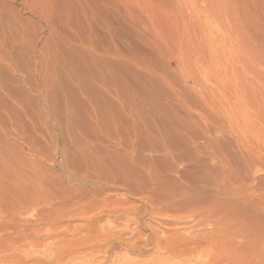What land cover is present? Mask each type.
I'll return each mask as SVG.
<instances>
[{"label": "rangeland", "instance_id": "374dc122", "mask_svg": "<svg viewBox=\"0 0 264 264\" xmlns=\"http://www.w3.org/2000/svg\"><path fill=\"white\" fill-rule=\"evenodd\" d=\"M0 26L16 264H264V0H0Z\"/></svg>", "mask_w": 264, "mask_h": 264}, {"label": "bare ground", "instance_id": "6f19581e", "mask_svg": "<svg viewBox=\"0 0 264 264\" xmlns=\"http://www.w3.org/2000/svg\"><path fill=\"white\" fill-rule=\"evenodd\" d=\"M88 43H91V42H89V40H88ZM91 48H92V45L89 49H91ZM96 48L97 47H95L94 50ZM69 55H70V53H69ZM69 55H68V57H69ZM75 65H77V64H75ZM66 66H67V64H66ZM71 66H72V64H71ZM76 67H78V66H76ZM70 70L74 71L75 69L73 70V68L71 67ZM3 189H6V192H7V188L4 187ZM10 191L11 190H9V192ZM3 192H5V191L3 190ZM6 192H5V194H6ZM1 195H3V194H1ZM1 202L2 201H0V263L16 264V257L18 256V249H17L16 242H15L16 225H15L14 211H13L11 206L8 207V209H6L7 207L4 208V206H3L4 204L2 205Z\"/></svg>", "mask_w": 264, "mask_h": 264}]
</instances>
